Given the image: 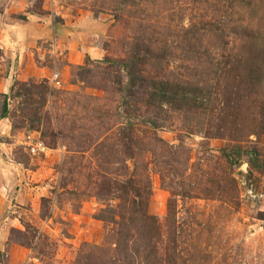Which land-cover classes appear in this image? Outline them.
Returning <instances> with one entry per match:
<instances>
[{
    "label": "rangeland",
    "instance_id": "374dc122",
    "mask_svg": "<svg viewBox=\"0 0 264 264\" xmlns=\"http://www.w3.org/2000/svg\"><path fill=\"white\" fill-rule=\"evenodd\" d=\"M0 264H264V0H0Z\"/></svg>",
    "mask_w": 264,
    "mask_h": 264
},
{
    "label": "built area",
    "instance_id": "2783aa9c",
    "mask_svg": "<svg viewBox=\"0 0 264 264\" xmlns=\"http://www.w3.org/2000/svg\"><path fill=\"white\" fill-rule=\"evenodd\" d=\"M29 146H32V150L37 153L42 152L46 149V146L40 140H37L36 142L31 141V144H29Z\"/></svg>",
    "mask_w": 264,
    "mask_h": 264
},
{
    "label": "crops",
    "instance_id": "0c3cea01",
    "mask_svg": "<svg viewBox=\"0 0 264 264\" xmlns=\"http://www.w3.org/2000/svg\"><path fill=\"white\" fill-rule=\"evenodd\" d=\"M2 160V159H1Z\"/></svg>",
    "mask_w": 264,
    "mask_h": 264
}]
</instances>
